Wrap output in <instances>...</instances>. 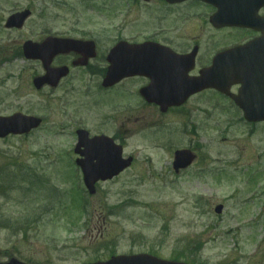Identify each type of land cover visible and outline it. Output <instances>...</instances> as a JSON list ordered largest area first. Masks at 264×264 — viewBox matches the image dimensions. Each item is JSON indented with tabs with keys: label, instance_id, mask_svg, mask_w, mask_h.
<instances>
[{
	"label": "rangeland",
	"instance_id": "obj_1",
	"mask_svg": "<svg viewBox=\"0 0 264 264\" xmlns=\"http://www.w3.org/2000/svg\"><path fill=\"white\" fill-rule=\"evenodd\" d=\"M62 2L68 7L58 5ZM121 2L2 0L0 20L16 3L33 11L20 36L35 34L40 25L103 40L112 37L98 32L118 22H125L121 36L130 38L160 26L159 0L149 9L136 5L133 12ZM5 32L6 39L14 38ZM108 45L102 41L101 48ZM14 69L10 64L0 69L1 113H12L19 102L23 113L40 116L43 125L30 135L0 139V261L15 256L27 264H79L145 251L199 264H264V123L237 121L214 95L212 103L194 98L180 111L160 114L138 102L140 81L124 83L120 88L134 92L116 97L100 92L87 77L83 83L82 75L71 77L76 88L61 107L30 89V72L19 80ZM80 126L112 137L123 155L134 157L92 195L69 173L64 158ZM179 148L195 149L197 159L175 174L170 162ZM217 204L223 205L220 214L214 212Z\"/></svg>",
	"mask_w": 264,
	"mask_h": 264
},
{
	"label": "flooded vegetation",
	"instance_id": "obj_2",
	"mask_svg": "<svg viewBox=\"0 0 264 264\" xmlns=\"http://www.w3.org/2000/svg\"><path fill=\"white\" fill-rule=\"evenodd\" d=\"M122 1L121 3H125L127 6L131 4L132 9L130 12H133V7L136 5L149 9L148 7L155 0ZM158 3L162 7V12L159 11L161 24L158 28L151 30L148 36L143 37L145 34L142 31L139 32L137 37L121 36L126 31L124 28L125 22L123 24L118 22L117 25L98 32V35L112 37L103 40L98 37L95 39L74 37L70 36L68 31L58 32L50 27L45 29L40 25L37 26L39 31L35 34L20 36L19 32L25 28L27 21L32 18L33 11L30 7L21 8L16 3H10L11 10L0 20V55L2 53L3 56L0 60V69L3 65L10 64L11 67H15L13 74L19 80L22 76H26L27 72H30L27 74L28 79H26L30 89L36 94H42L45 101H56L61 107H66V98L76 88L71 79L74 75H82L83 83L86 81V77L89 81L94 80L100 92L116 97L119 94L121 97H125L134 92V89L124 88L123 86L120 88L121 85L124 83L130 84L134 80L140 81V85L134 93L138 102L153 107L160 114H166L184 109L188 102L194 98L205 96L206 101L211 102V97L218 92L213 88L202 89L187 98L181 106L169 107L165 112H161L156 103L146 101L140 97L139 91L142 87L148 88V95L151 98H162V94L168 95L172 90L173 85L170 82H173L178 75L184 74L186 77H197L206 68L222 66L223 70L219 81L225 86V94H218L221 95L220 97H222L227 111L233 115H243V110L237 107L229 95L239 94L243 88L249 96H253L257 91L259 93L264 92V22L260 19V26H258L257 21L258 18H264V3L261 0H159ZM58 5L65 6V3H58ZM190 8L192 9L191 14L189 13ZM152 10L156 11L155 9ZM24 11L28 12V15L21 24L9 21L13 14ZM117 12L118 10L114 8L111 15L114 17ZM237 14L245 18V24L229 23L230 16ZM169 15L174 16L173 23L168 21ZM190 17L193 19H191V22L189 21L190 25L186 28L184 23L188 22ZM251 19L253 20L251 21ZM5 31L8 32V35L12 34L14 38L6 39ZM69 39L92 41L91 46L93 49L88 51L89 56L79 53V51L60 50L49 57L48 53L44 51L46 41ZM102 41L108 42L109 45L102 49ZM118 42L149 45L148 48H153V50L145 52V63H154L156 67L150 70L145 77H126L112 86L103 87L101 81H103L109 66L107 56L109 50ZM25 43L34 47L43 46V50L34 53L37 58L29 59L23 52ZM238 46H245V48L240 53L241 60L237 63L236 56H231L230 50ZM4 48H7L9 52H6ZM16 62H20V66H16ZM79 62L84 64L76 65ZM234 64L238 65L239 68ZM46 69L49 71L47 72ZM63 70L65 75L62 74L63 76L55 80L54 77ZM0 73L1 106L4 103V70ZM237 73L240 76L230 78L231 74ZM47 74H49V77L45 82L38 84L34 82L35 79ZM151 77L158 79L153 86H150ZM210 80L213 81V79ZM119 88L120 90H118ZM90 90V88H87L85 93ZM44 105L46 104L44 103ZM17 106L18 109L8 115L2 114L0 111V116L8 117L15 113L28 115L22 112L19 102ZM254 125L256 124L250 126ZM76 158L73 156L65 159L68 160L69 172L77 174L81 178L80 169L75 165Z\"/></svg>",
	"mask_w": 264,
	"mask_h": 264
},
{
	"label": "water",
	"instance_id": "obj_3",
	"mask_svg": "<svg viewBox=\"0 0 264 264\" xmlns=\"http://www.w3.org/2000/svg\"><path fill=\"white\" fill-rule=\"evenodd\" d=\"M17 19V22L20 24L22 19L20 16L12 18L13 22ZM43 47V46H42ZM145 46L139 47H130L129 49L145 51ZM41 48V46H40ZM69 49L76 50L79 48L75 42L64 41V46L58 45L57 42L48 41L47 51L49 54H55L60 49ZM117 49H120L118 45L117 48L113 49L114 53ZM39 51V50H38ZM131 51V50H130ZM136 51V52H138ZM130 62L127 64H121L120 62H113L111 67L108 70V73L104 79L103 85L108 86L118 81L122 76L132 75L136 73H142L145 69V64L139 63L132 60L131 56H128ZM143 95L145 96V90H142ZM185 96V95H184ZM184 98V97H183ZM182 100V99H181ZM169 102H177L174 99H169ZM247 117V116H246ZM39 123V120L33 117H27L20 114L13 115L8 118H0V137L7 135L8 133L21 134L23 132H28L29 129L36 127ZM83 133V137L80 140V144L85 148L81 154L84 155L85 159L80 162L83 172L85 174L84 182L89 189L90 193L94 192V183L98 179L105 180L106 178H111L114 175L118 174L123 168L128 166L130 159L122 160L120 148L114 146L110 141L104 139V137H95L93 139H88L86 133ZM193 157L185 151H176L175 152V162L178 166H186ZM216 212H220L221 206L216 207ZM161 262H159L160 264ZM14 264V263H9ZM102 264H136V261L132 257H118L113 260H110L107 263ZM163 264V263H161ZM167 264V263H165ZM168 264H177V263H168Z\"/></svg>",
	"mask_w": 264,
	"mask_h": 264
}]
</instances>
